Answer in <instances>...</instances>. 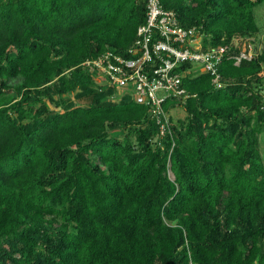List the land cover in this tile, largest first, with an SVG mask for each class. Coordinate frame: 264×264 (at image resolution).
I'll use <instances>...</instances> for the list:
<instances>
[{
    "label": "trees",
    "instance_id": "obj_1",
    "mask_svg": "<svg viewBox=\"0 0 264 264\" xmlns=\"http://www.w3.org/2000/svg\"><path fill=\"white\" fill-rule=\"evenodd\" d=\"M161 3L230 50L222 87L183 78L163 137L83 66L129 57L145 0H0V264H264V49L233 44L264 0Z\"/></svg>",
    "mask_w": 264,
    "mask_h": 264
},
{
    "label": "built area",
    "instance_id": "obj_2",
    "mask_svg": "<svg viewBox=\"0 0 264 264\" xmlns=\"http://www.w3.org/2000/svg\"><path fill=\"white\" fill-rule=\"evenodd\" d=\"M145 3L146 22L138 29L129 57L108 50L83 66L99 84L116 86L121 93L132 94L137 103L149 106L163 137L170 133L169 114L163 105L168 99L185 100L188 95L181 87L182 80L187 74L195 73L193 67L178 69L184 64H198L220 88L219 66L230 50L224 45L204 49L198 27L182 26L176 13L165 9L161 0H145Z\"/></svg>",
    "mask_w": 264,
    "mask_h": 264
},
{
    "label": "rangeland",
    "instance_id": "obj_3",
    "mask_svg": "<svg viewBox=\"0 0 264 264\" xmlns=\"http://www.w3.org/2000/svg\"><path fill=\"white\" fill-rule=\"evenodd\" d=\"M254 15L258 25V32L252 35L239 36L233 40V44L238 47L242 53L246 52L248 54H254L264 49V3L254 9ZM192 67L193 69H195V73H193L194 75L204 73L200 65L196 64ZM260 90L264 95V85L261 87ZM12 96L16 97V93L12 92ZM69 99L71 101L74 100L77 102V99L75 98V93L71 94L69 96ZM88 101L89 100L87 98L83 99L79 103L82 105H86ZM47 103L51 110H59V106L56 105V101L47 100ZM170 113L175 120H178L179 118H184L186 115L185 111L181 107H175ZM261 152L264 157V138H261ZM170 177L172 179L174 178L172 173H170Z\"/></svg>",
    "mask_w": 264,
    "mask_h": 264
}]
</instances>
